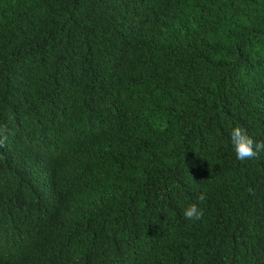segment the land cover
Returning a JSON list of instances; mask_svg holds the SVG:
<instances>
[{
	"label": "trees",
	"instance_id": "1",
	"mask_svg": "<svg viewBox=\"0 0 264 264\" xmlns=\"http://www.w3.org/2000/svg\"><path fill=\"white\" fill-rule=\"evenodd\" d=\"M237 125L264 141V0H0V264H264Z\"/></svg>",
	"mask_w": 264,
	"mask_h": 264
},
{
	"label": "clouds",
	"instance_id": "2",
	"mask_svg": "<svg viewBox=\"0 0 264 264\" xmlns=\"http://www.w3.org/2000/svg\"><path fill=\"white\" fill-rule=\"evenodd\" d=\"M230 136L236 157L241 161L252 159L264 151V141L254 140L244 127L237 125L231 130ZM6 139V136L0 139V146H4ZM204 199L203 194L197 197V200L201 202ZM203 215V210L196 203L191 204L184 211V216L189 221H198L202 219Z\"/></svg>",
	"mask_w": 264,
	"mask_h": 264
}]
</instances>
